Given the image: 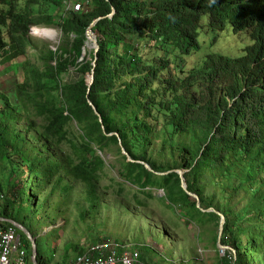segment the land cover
Masks as SVG:
<instances>
[{
  "label": "trees",
  "instance_id": "obj_1",
  "mask_svg": "<svg viewBox=\"0 0 264 264\" xmlns=\"http://www.w3.org/2000/svg\"><path fill=\"white\" fill-rule=\"evenodd\" d=\"M68 1L0 0V68L24 76L17 103L0 88V218L31 232L39 264H68L86 250L82 237L100 241L107 200L156 215L160 189L168 209L215 226V245L221 214L235 264H264V0H77L79 12ZM203 18L244 36L243 55H208L190 70ZM97 19L98 52L87 36ZM32 26L66 39L39 47ZM109 169L123 182L107 183Z\"/></svg>",
  "mask_w": 264,
  "mask_h": 264
},
{
  "label": "rangeland",
  "instance_id": "obj_2",
  "mask_svg": "<svg viewBox=\"0 0 264 264\" xmlns=\"http://www.w3.org/2000/svg\"><path fill=\"white\" fill-rule=\"evenodd\" d=\"M72 3L76 4L78 1L69 0L67 8ZM207 20V18L202 20L201 50L194 52L188 60L190 70L200 67L208 55L219 54L239 58L243 55L245 47L249 45V41L244 36L236 35L232 31L224 33L214 31L208 27ZM30 36L39 47L48 46L54 50H57L66 39L58 26H33ZM29 55L33 62H39L33 49L29 50ZM74 71V68H71V72L64 75L65 82L67 79L75 77ZM23 78L24 76L21 74L7 73L4 67L0 68V88L10 94L15 103H17L16 88ZM24 125L25 122H22L21 127ZM118 156L117 152H112L105 158L109 165H118ZM108 173L107 183L113 182L114 178L123 182L117 169H109ZM0 182H2L1 174ZM154 194L158 199L151 205L156 210V215L151 210L133 207L124 199L107 200L104 207L106 210L99 217V224L96 227V229H101L100 240L112 238L117 242L133 245L142 253L143 261L146 264H221L226 256L215 245V226L210 223L209 231L203 229L199 222L192 221L196 219L194 216H189L185 212L181 214L176 209H168L166 203L163 202V198H165L163 190L156 189ZM117 200H119L118 204L115 202ZM167 223L169 227L165 225ZM79 235L81 236V231ZM87 237H82L81 240L85 249L99 241H87ZM73 239L75 240L74 237ZM60 243V240H56L53 245L57 246ZM70 256L73 257L76 254L71 250ZM51 262L52 259H49L47 264H51Z\"/></svg>",
  "mask_w": 264,
  "mask_h": 264
},
{
  "label": "built area",
  "instance_id": "obj_3",
  "mask_svg": "<svg viewBox=\"0 0 264 264\" xmlns=\"http://www.w3.org/2000/svg\"><path fill=\"white\" fill-rule=\"evenodd\" d=\"M70 9L83 10V3L71 4ZM229 263L235 261L234 252ZM0 264H29L27 250L15 226H3L0 223ZM69 264H145L141 253L128 245L112 239H104L89 247Z\"/></svg>",
  "mask_w": 264,
  "mask_h": 264
},
{
  "label": "water",
  "instance_id": "obj_4",
  "mask_svg": "<svg viewBox=\"0 0 264 264\" xmlns=\"http://www.w3.org/2000/svg\"><path fill=\"white\" fill-rule=\"evenodd\" d=\"M114 12H115V11H114ZM98 20H100V19H97V20L94 21V23L91 25V27L88 29V32H87V36H88V47H89L90 49L95 50L96 52H98V51H99V48H100L99 40H98L97 34H96V32L94 31V26H95V24L98 22ZM91 41H92L93 43H91ZM86 55H87V51L85 50V51H84V54H83V57H85ZM94 80H95V77H94V75H92V77H91V81H90V85H92V84L94 83ZM95 110H96L97 113H99L96 107H95ZM122 149H123V152L129 157V159H131L132 161H134V160L130 157V155H129V153L127 152V150H126L124 147H122ZM146 166H147V168H148L150 171H152L151 168H150L148 165H146ZM177 173H178V174L181 176V178H182V181H183V183H182L183 189H184V190H185L190 196H192L193 198H195V199L197 200V202H198V207L200 208V199H199V197L196 196V195H193V194H191V193L188 192V186H187V184H186V182H185V180H184L183 173L180 172V171H177ZM201 211L204 212L203 210H201ZM207 212H209V210H208ZM219 217H220V225H219V235H218V246H221V244H220V240H221V237H222V234H223V229H224V217H223L221 214H219ZM0 221L8 222V223L14 224V225H16L19 229H21L22 231H24V232L28 235V237L31 239V241H32L33 244H34V245H33V247H34V248H33V255H32L33 263H34V264H39V263H38V249H37V246H36V239L33 237V235L31 234V232H30V231H29L24 225H22V224L16 222L15 220H9V219L0 218Z\"/></svg>",
  "mask_w": 264,
  "mask_h": 264
},
{
  "label": "clouds",
  "instance_id": "obj_5",
  "mask_svg": "<svg viewBox=\"0 0 264 264\" xmlns=\"http://www.w3.org/2000/svg\"><path fill=\"white\" fill-rule=\"evenodd\" d=\"M83 3V2H82ZM73 4V3H72ZM71 5V4H70ZM69 5V6H70ZM74 5V4H73ZM69 6H68V9H70L69 8ZM85 9V4L83 3V10ZM71 10H73V9H71ZM83 10H81V11H83ZM75 11V10H74ZM76 12H79V11H76ZM33 27V26H32ZM35 27H38V26H35ZM33 30H34V28H33ZM4 197V195L2 196V198ZM0 222H3V221H0ZM10 226H15L16 228H18L16 225H10ZM18 230V229H17ZM20 234V233H19ZM218 235H219V232H218ZM20 236H21V234H20ZM222 238V237H221ZM22 239V238H21ZM36 239V238H35ZM105 239H110V238H105ZM112 239V238H111ZM104 240V239H103ZM103 240H100V241H103ZM112 240H114V239H112ZM100 241H97L96 243H98V242H100ZM116 241V240H115ZM118 243H120V242H118ZM24 244V243H23ZM95 243H93V244H91L90 246H88L87 248H86V250L89 248V247H91L92 245H94ZM123 244V243H122ZM220 244H221V240H220ZM125 245H128L131 249H133V250H135V251H139V250H137V249H135V247L133 246V245H129V244H125ZM25 246V245H24ZM217 246H218V243H217ZM26 248V247H25ZM218 248L222 251V252H224L225 253V259H223L222 261H221V264H225L224 262H226L227 264H230L229 263V257L230 256H232L233 255V253L232 252H234V255H235V261H236V253H235V251L234 250H232L231 248H228V247H225V246H218ZM27 250V249H26ZM85 250V251H86ZM84 251V252H85ZM83 252V253H84ZM140 252V251H139ZM228 252V254H226ZM141 253V252H140ZM80 254H82V253H80ZM80 254H77L75 257H73L70 261H69V263L72 261V260H74L78 255H80ZM27 255H28V251H27ZM141 259H142V261H143V258H142V253H141ZM28 260H29V258H28ZM235 261L233 262V264H235ZM144 262V261H143ZM68 263V264H69ZM145 263V262H144ZM29 264H31V261L29 260ZM34 264V263H33ZM146 264V263H145Z\"/></svg>",
  "mask_w": 264,
  "mask_h": 264
},
{
  "label": "bare ground",
  "instance_id": "obj_6",
  "mask_svg": "<svg viewBox=\"0 0 264 264\" xmlns=\"http://www.w3.org/2000/svg\"><path fill=\"white\" fill-rule=\"evenodd\" d=\"M98 37V36H97ZM91 43H93L92 41H91Z\"/></svg>",
  "mask_w": 264,
  "mask_h": 264
},
{
  "label": "crops",
  "instance_id": "obj_7",
  "mask_svg": "<svg viewBox=\"0 0 264 264\" xmlns=\"http://www.w3.org/2000/svg\"><path fill=\"white\" fill-rule=\"evenodd\" d=\"M75 257V256H74Z\"/></svg>",
  "mask_w": 264,
  "mask_h": 264
}]
</instances>
